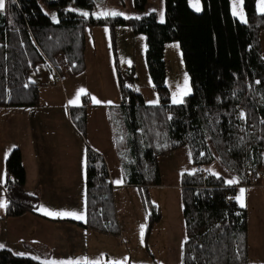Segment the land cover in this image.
<instances>
[{"label": "trees", "instance_id": "16d2710c", "mask_svg": "<svg viewBox=\"0 0 264 264\" xmlns=\"http://www.w3.org/2000/svg\"><path fill=\"white\" fill-rule=\"evenodd\" d=\"M119 2L125 5L124 0ZM200 3L197 12L187 0H164L161 22L154 11L140 16H94V0H5L0 11V106L38 105L34 75L42 67L57 65L59 55L73 73L83 71L87 30L106 26L122 103L108 107L112 146L123 183L139 189L147 214L146 233L161 217L148 191L150 185L160 183L158 157L187 146L194 168L210 170L217 164L225 175L210 171L204 177L196 169L181 174L186 238L181 264H252L248 260L247 213L235 194L252 177L260 182L256 173L264 169V59L258 40L264 13L257 12L256 0H243L246 21L242 23L232 15L230 0ZM146 4L147 0H133L135 10L143 11ZM78 8L90 13L85 17ZM117 26L144 35L145 62L158 97L156 104L146 103L140 93L125 85L117 59ZM173 41L179 44L192 89L177 104L171 102L165 84L164 46ZM69 118L83 137L85 106L71 107ZM4 171V217L36 214L38 200L25 188L19 148L7 155ZM232 179L238 182L229 184ZM85 185L84 225L117 233L120 225L108 169L104 158L88 145ZM0 264L46 263L3 248Z\"/></svg>", "mask_w": 264, "mask_h": 264}, {"label": "crops", "instance_id": "0c3cea01", "mask_svg": "<svg viewBox=\"0 0 264 264\" xmlns=\"http://www.w3.org/2000/svg\"><path fill=\"white\" fill-rule=\"evenodd\" d=\"M187 1L190 6L189 0ZM196 4L190 6L195 11H197ZM200 4L198 3L199 11L202 7ZM129 5L136 13L133 16H140L152 11L148 0L143 11L134 9L133 0H129ZM96 7H98V4L95 2ZM256 10L258 13H262L260 11V0H256ZM238 19L240 20V18ZM66 68L72 73L70 66L65 64L63 56L59 55L57 65L42 67L39 75L34 76H40L42 72L47 75L52 74L61 83L63 80L62 74H64ZM40 89L41 87L39 88L38 105L19 107L11 109V111L0 109V199L3 197L5 203L3 189L5 160L9 152L17 147L21 151L26 172L25 188L29 193L34 194L38 200L36 214L27 212L19 216L18 221H21V223L9 234L18 236L16 243L13 242V245L19 253L14 252V249L11 248L12 251L18 256L31 257L46 264H58V262H55V254L56 249H61L64 244L66 235L59 237L60 231L63 229L70 230L69 236L75 244V251L71 257L79 259L80 264H132L129 234L134 233L137 238L136 233H139L141 226H143V243L146 246L153 231L156 244L159 243V238L162 237L163 239L161 250L164 255L160 263L181 264L182 247L186 240L182 207L181 210H178V220L175 218L174 221H172L170 213H168L167 218L163 217L160 208V220L154 224L150 233L147 234V214L141 203L138 188L137 186L125 185L122 181L120 161L112 146L111 125L108 121V107L118 104L115 95H111L100 103L88 101L85 105L82 103L68 104L67 97L64 94V98H60L58 102L47 101L45 103L40 98ZM61 106L63 107L62 115L49 111L52 108L55 110L56 107L60 108ZM74 106H85L86 129L83 137L79 135L70 122L69 111ZM46 115L52 117L51 122L45 118ZM45 125L46 128H44ZM87 145L98 152L105 160L112 186L115 216L120 225L117 233H108L87 227L84 225L86 223L84 217L80 221H76L70 216L53 217L45 214V210L48 212H78L80 213L78 215H84L86 218L85 161ZM184 148L181 147L172 151V153L170 152L171 154L165 155L172 156L175 165H179V160L189 156L192 167L186 171L191 172L194 165L188 153L189 151H185ZM162 156L158 157L159 167ZM213 165L210 166L211 173L225 175L220 166ZM178 173L180 178H174L177 187L181 180V174L184 172L178 171L175 175H178ZM160 175L162 179L161 172ZM118 181L119 183H117ZM239 188L246 189L245 209H249L248 205L253 197H262L263 199L260 189L246 185L237 188L235 199ZM156 205L158 206L157 203ZM1 210L0 218L3 220L4 208H1ZM136 218L138 224L135 226ZM67 222L75 223L76 229L69 227ZM262 258L264 260V255ZM43 260H46V262ZM155 261L157 262L156 256ZM252 264H264V261L253 262Z\"/></svg>", "mask_w": 264, "mask_h": 264}, {"label": "rangeland", "instance_id": "374dc122", "mask_svg": "<svg viewBox=\"0 0 264 264\" xmlns=\"http://www.w3.org/2000/svg\"><path fill=\"white\" fill-rule=\"evenodd\" d=\"M94 1L98 4L99 7H96L94 9V16H103L101 15V13L105 11L119 12L122 15L118 16L124 17L136 15L134 10H132L131 6L129 5V0H125L126 4L124 6H122L118 2V0ZM189 2L190 6H193L194 3L200 4V0H189ZM148 4L150 9L157 14L159 21H161V13H163L164 20V0H148ZM234 5H237V11H243V21L241 19H238L240 18L239 15L233 14ZM230 8L232 15L235 18H237L242 23L246 21L245 12L243 9V0L242 3L240 2V0H230ZM78 9L81 10L82 13H90L86 9ZM115 33L118 66L126 86L130 87L134 91H137L138 93H141L144 97V100H146V103L148 102L149 104H156L158 102V97L153 90L152 82L145 62L146 44L144 35L133 33L128 26H117ZM258 40L261 48V56L264 59V29L258 33ZM164 61L166 67L165 84L169 89L171 102L175 104L181 103L183 97L191 94L192 89L190 86V79L184 69L178 42L173 41L166 43L164 48ZM84 62L85 68L83 71H79V73H71L67 68L64 70V74H62L63 82L61 87H46L42 85L40 89L41 100H44L45 103H47V101L54 103L58 102L60 98H64L65 94L68 104H75L70 102L75 100L78 90L83 88L85 90V94L80 96L79 102L77 104H84L85 100L94 103L92 97H95L98 101L102 102V100L109 98L111 95H115V100H117L116 103L119 102L120 90L117 78L118 69L114 65V57L111 49L110 37L108 28L106 26H97L87 30L84 46ZM50 70L52 71L53 69ZM45 75L46 73L43 74L42 72L39 77L41 81H43ZM186 77L187 80L185 79ZM177 100L181 102H174ZM17 108L19 107L0 106V109H2L3 111H11V109ZM49 111L51 113L56 112L62 115L63 107H56L55 110L54 108H52ZM45 118H47L49 122L52 121V117L50 115H46ZM44 128H46V125ZM184 149L185 151H188L187 147H185ZM166 155L160 158L159 169L162 173V184L160 187H150L149 194L152 197L153 202H156L161 208L163 217L167 218L168 213H170V217L172 218V221H174L175 218H177L178 220V210H181L179 186L177 187L174 180V178H180V176L179 173L178 175L175 174L178 171L187 172L186 170L191 169L192 165L189 156L185 159L179 160V165H175L173 164V157ZM215 165L216 164H214L213 166ZM204 169L207 170V173H209L210 175L208 168ZM248 187L260 189L263 195V199L262 197H253L249 202V209H246L248 222V260L250 263H259L264 261L262 258V256L264 255V182L260 181L254 184L250 183ZM240 189L241 188L238 189V195ZM0 202H3V197L2 199H0ZM75 213L80 214L78 212ZM1 214L2 210L0 208V216ZM134 214L136 215L135 210ZM83 217L85 219L84 222H86V218L84 215ZM18 219H20V217H4L3 220L2 218H0V249L4 248L8 250L10 249V251H12V249L15 248L13 242L16 243L18 236L9 234L14 228H16L18 224L21 223V221H18ZM73 220L80 221V219L74 218ZM74 224L71 222H67V225L69 227H73L76 229V226H74ZM137 224L138 220L136 218L135 226ZM6 231L7 233H5ZM60 232L61 234L59 237H63L64 235H66V237L64 238V244L62 248L56 249L55 262H58V264H80L81 261L79 259L71 257L75 251V244L69 236L70 230L61 229ZM57 233H59V231H57ZM136 235L137 238L134 236V233L131 235L129 234L131 241V246H129V250L131 252V263L161 264L160 260L164 255V252L161 250V243L163 242L162 237L159 238V243L156 244L154 241L153 231L146 246L143 243V237H141V233H136ZM22 249L26 250L25 248ZM14 252H18V250L14 249ZM14 252L12 251L13 254H15ZM155 256L158 263L155 261ZM43 261L46 262V260Z\"/></svg>", "mask_w": 264, "mask_h": 264}, {"label": "snow or ice", "instance_id": "6c2138e0", "mask_svg": "<svg viewBox=\"0 0 264 264\" xmlns=\"http://www.w3.org/2000/svg\"><path fill=\"white\" fill-rule=\"evenodd\" d=\"M240 2L242 3V0H240ZM195 6L197 8V11H199L198 3ZM4 7H5V0H0V11H3ZM260 11L262 13H264V0H260ZM81 14L84 15L85 17L88 16L87 12H84ZM233 14L239 15L240 19L242 21L244 20L243 11L242 10L237 11V5H234ZM101 15H103V16H118V15H122V14L119 12H115V11H105V12H102ZM52 19H53V21H55L56 16L53 15ZM161 22H163V13H161ZM185 79L187 80V77ZM83 94H85V90L83 88L79 89L77 94H76L75 100L71 101L70 103H78L80 96ZM92 100L94 103H100V101H98L95 97H92ZM174 102H181V101L177 100ZM243 117H244V114L241 113V118H243ZM209 171H211V170H209ZM212 174L216 175L215 173H212ZM237 182H238L237 179H232V180L228 181L229 184H236ZM117 183H119V181ZM236 200L239 202L240 207H242V208L245 207V189H243V188L240 189L239 195L236 197ZM5 207H6V204L4 202H0V208H5ZM45 214L49 215V216H53V217H55V216H61V217L70 216L74 219H83L82 215H78L75 212H48L47 210H45ZM140 233H141V237H143V234H144V227L143 226H141Z\"/></svg>", "mask_w": 264, "mask_h": 264}, {"label": "bare ground", "instance_id": "6f19581e", "mask_svg": "<svg viewBox=\"0 0 264 264\" xmlns=\"http://www.w3.org/2000/svg\"><path fill=\"white\" fill-rule=\"evenodd\" d=\"M72 73H73V71H72ZM47 74L45 75V77H44V79H43V81H41V79L39 78L40 76H36V79H37V82H38V86H39V88L40 87H42V85H44V86H46V87H61L62 86V82L63 81H61V83H60V81H56V80H53V81H48L47 80ZM125 83V82H124ZM126 85V84H125ZM128 88H130V87H128ZM131 89V88H130ZM131 90H133V89H131ZM134 91V90H133ZM134 92H136V93H138L137 91H134ZM118 104H122L121 103V97H120V100H119V102H118ZM184 147H187V146H184ZM187 149H188V147H187ZM188 151H189V154H190V158H192L191 157V153H190V150L188 149ZM202 167V166H201ZM162 179H161V175H160V183L158 184V185H150L149 187H148V191H150L149 190V188L150 187H152V186H156V187H159V186H161V184H162V181H161ZM128 186H130V185H128ZM179 188L181 189V183H179ZM138 191H139V189H138ZM140 193V192H139ZM150 195V194H149ZM228 196V195H227ZM150 199H151V201L153 202V200H152V197L150 196ZM231 200H233V199H231ZM180 201H181V199H180ZM141 203H142V200H141ZM154 203V202H153ZM155 204V203H154ZM142 205H143V203H142ZM156 205V204H155ZM159 207V206H158ZM160 208V207H159Z\"/></svg>", "mask_w": 264, "mask_h": 264}, {"label": "built area", "instance_id": "2783aa9c", "mask_svg": "<svg viewBox=\"0 0 264 264\" xmlns=\"http://www.w3.org/2000/svg\"><path fill=\"white\" fill-rule=\"evenodd\" d=\"M47 80H48V81H53V80H56V78L53 77L52 74H48V76H47ZM56 81H59V80H56ZM196 170H197V171H200L204 177L209 176V173H207L208 171L205 170V169H204L203 167H201V166H196ZM256 176H258V178H260L261 181L264 182V169L257 171ZM256 182H259V181H257V178H256V177H252V178L249 179V184H250V183H251V184H254V183H256ZM229 198L232 199L233 196H232L231 194H229Z\"/></svg>", "mask_w": 264, "mask_h": 264}]
</instances>
